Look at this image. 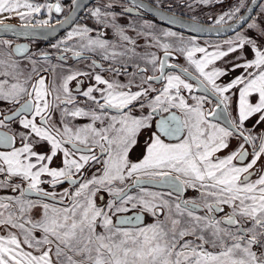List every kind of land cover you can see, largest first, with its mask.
I'll use <instances>...</instances> for the list:
<instances>
[{
	"label": "snow or ice",
	"instance_id": "obj_1",
	"mask_svg": "<svg viewBox=\"0 0 264 264\" xmlns=\"http://www.w3.org/2000/svg\"><path fill=\"white\" fill-rule=\"evenodd\" d=\"M179 2L0 0V264H264V0Z\"/></svg>",
	"mask_w": 264,
	"mask_h": 264
},
{
	"label": "water",
	"instance_id": "obj_2",
	"mask_svg": "<svg viewBox=\"0 0 264 264\" xmlns=\"http://www.w3.org/2000/svg\"><path fill=\"white\" fill-rule=\"evenodd\" d=\"M88 2H89V0H80V3L82 5L83 4H87ZM144 3L146 5V7L143 10L159 19V14L157 13V10L155 8H152L151 11L149 10L148 5L150 4V2L144 0ZM249 3H250V0H249ZM251 7L253 9H255L256 6L255 5H251ZM80 12H78L76 15H78ZM160 14H162V15H164L166 17V19L163 20L164 23H166V24H168L170 26H173V27L180 28L182 30H185V31H187V32H189L191 34L197 35V36H224L226 34L232 33V32L227 31V30H225L224 32H221V33H217L214 30L212 32H209V31L205 30L203 32H195L194 33V32H191V30H190L191 20H190L189 17L174 13L178 22L175 25H171V24L168 23V19L167 18L169 16L173 15V12H169L167 10H164ZM247 14L251 15L252 12H249ZM181 17H183V18L181 19ZM61 18H63V17H61ZM5 23L11 24V25H14V26H18L19 25V23H16V22H6L5 21ZM53 24H55V22H53ZM200 24L203 25L207 29V23H204V22L200 21ZM182 25H183V27H182ZM67 27H69V25H64L63 27H58L54 33H50L47 30L38 29L35 33H29L27 35L21 34V35H16V36H13L12 34H8L6 37L23 39L24 41L22 43H26L25 40H27V39H44V40H48V39L54 38L57 34H59L62 30H64ZM151 186H153V185H151ZM155 186L156 187H161V188H166L165 186H162V185H155Z\"/></svg>",
	"mask_w": 264,
	"mask_h": 264
},
{
	"label": "flooded vegetation",
	"instance_id": "obj_3",
	"mask_svg": "<svg viewBox=\"0 0 264 264\" xmlns=\"http://www.w3.org/2000/svg\"><path fill=\"white\" fill-rule=\"evenodd\" d=\"M146 1H148V2H151L150 0H146ZM89 3V2H88ZM87 3V4H88ZM166 10V9H165ZM144 11V10H143ZM168 11V10H167ZM171 12H173V13H177V14H180V15H183V16H186V17H189L190 18V16H188L187 14H182V13H179V12H176V11H171ZM255 11H253L252 12V14L254 13ZM144 13L146 14V18L147 19H149V20H151V21H158V22H161V24L163 25H167V26H170V25H168V24H166V23H164L163 21H161L160 19H158V18H156V17H154L153 15H151V14H149L148 12H146V11H144ZM84 13H83V11H81L77 16H82ZM251 14V15H252ZM55 15V14H54ZM61 18V17H60ZM6 22H16V23H20V21L19 20H17V19H6L5 20ZM4 21V22H5ZM199 21H201V20H199ZM53 22H55V19H53L52 20V23ZM80 23H87V24H89L90 26H91V21H88V20H81V21H79ZM201 22H204V23H207V22H205V21H201ZM170 27H173V26H170ZM68 28L69 27H67V28H65L64 30H62L59 34H57L54 38H52V39H48V40H44V39H27V40H25V42L29 45V47L33 50V51H35L36 49H41V50H50V51H53V53L55 52V50H51L50 49V44L51 43H55L58 39H60V38H62L64 35H65V32H66V30H68ZM173 28H176V29H179V30H181V31H183V32H186V33H189V32H187V31H185V30H182V29H180V28H177V27H173ZM189 34H191V33H189ZM229 34H231V33H229ZM191 35H194V34H191ZM226 35H228V34H226ZM194 36H197V35H194ZM225 36V35H224ZM200 37H221V36H200ZM4 38H11V37H4ZM11 39H13L14 40V42H16V43H22L24 40L23 39H20V38H11ZM53 64H55V63H57V61H56V59H55V55H53V57H52V61H51ZM69 64H72L74 67H83V65L81 64V65H77V64H74V62L73 61H69L68 62ZM199 94V93H198ZM211 106H213L214 107V105H211ZM141 142H143V139H142V141ZM65 187H67V185H64ZM152 187V188H157V189H161V190H165V191H167V189L166 188H161V187H156V186H151V185H145V187ZM186 198H187V195H186ZM129 226H131V225H129Z\"/></svg>",
	"mask_w": 264,
	"mask_h": 264
},
{
	"label": "rangeland",
	"instance_id": "obj_4",
	"mask_svg": "<svg viewBox=\"0 0 264 264\" xmlns=\"http://www.w3.org/2000/svg\"><path fill=\"white\" fill-rule=\"evenodd\" d=\"M232 2H233V0H224V2H223L222 5H218L217 7L212 8V9L201 8V9H198L195 14L199 17V20L206 22L205 18L208 15H212V14H215V13H219L222 10H226L230 6V4ZM172 11H176V12H179V13H182V14H187L190 17L193 15V13L189 12L186 7H183V6L180 5L179 0H173V9H172ZM252 15H255V12ZM153 22L154 23H158L162 27H169V28H172L175 31L183 32V31H181L179 29H176V28H173V27L164 25V24L162 25L161 22H158V21H153ZM183 33L185 35H191V34L186 33V32H183ZM232 34L233 33L228 34V35H225V36H221V37H200V36H197V37L200 39V42L201 43H203V41H205V40L212 41V42H216V41H220L222 39H226L229 35H232ZM146 188H148L150 191H156V192L165 191V190H161V189H157V188H152V187H147V186H146ZM186 195H187V197H193V196L197 195V193L193 192L192 190H189L186 193ZM150 221H151V218L150 217L147 218L146 222H150Z\"/></svg>",
	"mask_w": 264,
	"mask_h": 264
}]
</instances>
